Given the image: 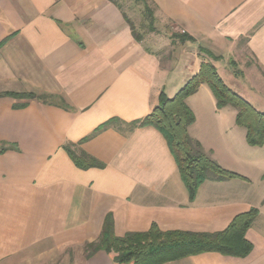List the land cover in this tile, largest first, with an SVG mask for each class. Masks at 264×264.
Masks as SVG:
<instances>
[{"label":"crops","instance_id":"0c3cea01","mask_svg":"<svg viewBox=\"0 0 264 264\" xmlns=\"http://www.w3.org/2000/svg\"><path fill=\"white\" fill-rule=\"evenodd\" d=\"M147 1L157 29L138 40L117 0H0V264H117L105 250L86 252L109 215L119 237L154 224L214 233L251 208L247 256L208 251L163 264H264V156L255 152L264 145L247 142L237 109L218 108L207 84L187 98L191 137L241 176L207 179L194 200L164 135L133 127L202 62L227 83L220 69L250 56L264 81V0ZM231 88L251 98L253 84ZM68 144L104 166L78 167Z\"/></svg>","mask_w":264,"mask_h":264},{"label":"trees","instance_id":"16d2710c","mask_svg":"<svg viewBox=\"0 0 264 264\" xmlns=\"http://www.w3.org/2000/svg\"><path fill=\"white\" fill-rule=\"evenodd\" d=\"M143 2L149 18V28L155 31L157 28L154 10L147 0ZM129 22L135 38L142 40V34L135 32L131 20ZM171 37L183 42L195 41L186 33H172ZM200 51L214 60L221 58L204 47H200ZM234 64L235 61L230 63L231 66ZM202 84L210 87L218 108L233 106L237 109L236 123L246 129V139L250 145H264V112L232 89L212 62H202L199 72L192 76L174 97H169L162 91L158 96L157 105L146 117L133 122V127L153 126L164 135L191 200L195 199L200 185L207 179L226 180L241 177L223 168L189 133V127L195 122V114L188 105L187 98L196 93ZM5 94L14 97L45 98L33 92ZM74 146L68 144L64 148L78 167L87 169L104 166L102 162ZM258 214L257 208H251L237 215L226 229L214 233L162 231L154 224L148 231L130 232L123 237L115 234L114 221L109 215L99 239L86 245L87 257L99 250L111 253L117 264H163L208 251L245 257L253 248L252 243L246 238V232Z\"/></svg>","mask_w":264,"mask_h":264},{"label":"rangeland","instance_id":"374dc122","mask_svg":"<svg viewBox=\"0 0 264 264\" xmlns=\"http://www.w3.org/2000/svg\"><path fill=\"white\" fill-rule=\"evenodd\" d=\"M117 1L127 12L129 16V20H131V23L134 25L135 32L142 34L143 36L148 35L151 30L149 28V24H150L149 18L145 13V9H144L145 4L143 0H117ZM168 31L170 32L172 30H168ZM234 59L236 64L231 66L229 63L228 69L225 70L222 68L220 69L222 74L224 75V78L226 79L230 87H233L234 83H237L239 85L241 84L244 87H249L253 84V88L249 94L251 98H249L248 100L247 97L246 99L257 109L264 112V81L260 79H256L252 74L254 73V71L252 70H255V66L253 64L257 66V63L250 56L244 60L245 62L238 61L236 60L237 58L235 57ZM257 68L259 72H263V70L259 66H257ZM258 71H255V73H259ZM255 152L258 156H264V149H258Z\"/></svg>","mask_w":264,"mask_h":264}]
</instances>
